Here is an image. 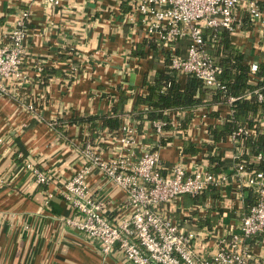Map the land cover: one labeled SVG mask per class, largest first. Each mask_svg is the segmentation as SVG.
Instances as JSON below:
<instances>
[{"label":"crops","instance_id":"1","mask_svg":"<svg viewBox=\"0 0 264 264\" xmlns=\"http://www.w3.org/2000/svg\"><path fill=\"white\" fill-rule=\"evenodd\" d=\"M128 8L125 0H59L56 6L43 0H0V23L7 26L13 25L20 10H30L32 35L24 59L28 76L36 80V63L55 69V74L44 76L42 67V84L24 85L21 102L0 98V137L5 143L0 151V264H129L118 253H101L79 232L63 225L60 217L67 216L69 208L58 193L59 185L81 165L74 142L96 140L108 130L100 118L93 126L68 120L109 115L120 95L125 97L121 123L126 117L134 120L136 138L143 143L156 144L160 139L162 171L176 163L191 170L203 160L215 158L225 170L232 165L231 143L227 137L213 143L208 129L221 124L234 103L213 101L210 91L190 116L184 109L174 110L181 121L176 131L168 125L166 134L158 136L149 119L132 117L140 108L137 95L150 77L165 71L166 57L138 28L132 31L125 15ZM229 40L245 52L246 62L264 65V36L256 51L245 38ZM177 45L176 51L185 55L186 45ZM186 80L187 75H176L177 88L183 89ZM257 80L249 75L252 85ZM40 94L45 106L36 112L27 110L25 105ZM57 119L64 122L59 129L51 124ZM109 142L113 146L111 139ZM105 148L109 155L111 149ZM26 162L46 172L49 182L36 183ZM86 182L96 197L111 204L110 210L124 204L123 191L96 168L90 170ZM235 188L231 183L223 190L208 189L202 197L182 196L165 207L184 229L198 231L197 246L211 249L217 237L235 226L248 209L249 191L245 190L240 202L233 198ZM127 212L122 209L123 214ZM253 247L264 257V237H255Z\"/></svg>","mask_w":264,"mask_h":264},{"label":"built area","instance_id":"2","mask_svg":"<svg viewBox=\"0 0 264 264\" xmlns=\"http://www.w3.org/2000/svg\"><path fill=\"white\" fill-rule=\"evenodd\" d=\"M43 1L52 6L59 4V0ZM261 1L264 2L125 0L129 7L125 15L133 26L132 31L138 28L145 40L162 49L175 75L194 76L207 87L223 88L219 79L223 67L211 50L219 43L222 30L230 38L251 41L253 49L258 50L264 36ZM29 18L30 10L22 9L13 25L0 23V98L21 102L24 85L43 82L41 63L33 66L35 81L28 76L24 66L32 35L28 27ZM183 39H187L188 44L185 55L181 56L175 49V43ZM232 43L235 50L243 52L236 43ZM245 63L249 75L258 80L253 83V89L243 96L254 95L257 102H264L261 77L256 74L262 63L253 60ZM42 95H35V102L27 103L26 109L36 112L39 106L43 108L45 99ZM236 99L227 95L226 102L231 105ZM177 118V112L169 111L166 119H152L148 123L161 136L166 134L168 125L172 131L180 129L181 121ZM255 121L257 124L253 126L246 123L238 125L227 135L233 150L232 165L229 170L221 168L218 172L212 171L217 162L208 160H203L191 170H187L182 163H176L162 171L160 139L156 144L137 140L135 121L129 117L116 131L106 130L96 140L74 142L81 165L59 185L58 193L69 208V214L60 217L61 223L79 232L101 253H118L129 264H264V257L257 254L253 247L254 238L264 232V173L255 167L264 163V154L253 153L244 142L245 137L256 134V125L264 127V112L259 111ZM4 144V139L0 137V151ZM106 145L111 149L107 152L109 155H105ZM26 167L35 176L36 183L49 182L48 174L39 167L31 162H26ZM93 168L123 191L125 199L122 206H114L110 210L109 202L95 196L94 189L86 182ZM231 183L236 187L233 198L242 202L247 190L255 202L242 212L235 226L217 237L215 247L206 249L204 245L197 246L198 231L184 229L180 221L169 214L165 205L182 196L197 198L210 188L223 190ZM123 208L128 209L126 214L122 213Z\"/></svg>","mask_w":264,"mask_h":264},{"label":"trees","instance_id":"3","mask_svg":"<svg viewBox=\"0 0 264 264\" xmlns=\"http://www.w3.org/2000/svg\"><path fill=\"white\" fill-rule=\"evenodd\" d=\"M264 5V3H263ZM262 8L264 9V6ZM229 34L222 30L219 43L212 49L215 59L222 65L223 70L219 75V79L222 83L223 88H211L203 85L194 76L187 75L183 89H178L175 81V71L169 67V59L166 57L165 71L155 73L150 77L149 82L144 83V90L140 95H137L138 108L132 117L140 120L145 118L149 120H164L167 117L169 111L177 109H184L187 113L186 116H190L192 112L199 106L204 100L207 93L210 91L213 94V101L226 102L227 95L237 97L236 101L232 106V112L227 118L219 125L215 127H209L208 136L213 143L221 140H225L227 135L243 123L253 126L256 123V112L260 110L264 112V102H257L254 95L246 98L243 94L253 89L249 81V68L245 63V52H239L235 50L232 43L229 40ZM178 43L177 48L183 47V44L187 46L188 40L183 39L175 43ZM181 55V51L177 52ZM183 56V55H181ZM71 58V57H68ZM43 74L52 75L55 74V69L43 66ZM257 76L261 77V83L264 90V65L260 64ZM147 80V79H146ZM125 97L120 95L117 102L114 104L109 115H103L100 117H85L80 118L74 117L68 120L69 123L88 122L89 126L94 125V120L100 118L101 125L108 128L109 131H116L121 125V108ZM143 107V108H142ZM145 116V117H144ZM184 121H182V124ZM64 122L57 119L53 122V127L61 128ZM101 126V127H102ZM169 127V126H167ZM256 134L250 137H245L244 142L252 148L253 153L264 154V127H255ZM214 162V160H211ZM216 162V158H215ZM219 163L212 169V171L218 172L222 167H218ZM250 167V165H248ZM256 169L264 173V163L257 164ZM217 168V169H216ZM214 190L215 188H210ZM205 191L198 197H202ZM248 205L253 204L255 200L250 192L246 197ZM261 237H264V232Z\"/></svg>","mask_w":264,"mask_h":264}]
</instances>
